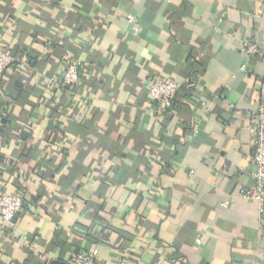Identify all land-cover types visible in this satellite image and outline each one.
<instances>
[{
    "label": "crops",
    "instance_id": "1",
    "mask_svg": "<svg viewBox=\"0 0 264 264\" xmlns=\"http://www.w3.org/2000/svg\"><path fill=\"white\" fill-rule=\"evenodd\" d=\"M0 43L24 52L3 74L0 154L18 171L0 165V193L26 207L0 231V264H74L78 249L99 264H264V202L239 195L254 187L264 0H0ZM191 51L205 68L163 126L147 87L189 84ZM70 62L79 84L52 86Z\"/></svg>",
    "mask_w": 264,
    "mask_h": 264
},
{
    "label": "built area",
    "instance_id": "2",
    "mask_svg": "<svg viewBox=\"0 0 264 264\" xmlns=\"http://www.w3.org/2000/svg\"><path fill=\"white\" fill-rule=\"evenodd\" d=\"M127 23L130 25L131 31L137 33L140 25L136 17L132 14L127 15ZM242 51L248 56H255L260 52L257 44L251 41H245L242 44ZM15 61L13 53L10 49L4 48L0 43V93L4 72L9 69ZM241 71H245V67H240ZM256 98V107L249 114L248 132L251 138L252 154L251 164L254 168L252 178L254 187L252 189H242L239 192L240 197L248 200H255L259 204L264 202V77L259 81ZM62 84L69 89L75 88L79 84V71L76 63H68L62 72L60 78L52 81V86ZM193 86L187 84V86ZM182 85L172 77L164 75H154L147 87V96L149 102L154 106L158 115L169 112L177 92ZM227 205V204H225ZM23 197L15 192L0 193V231L5 234L12 235L15 222L18 216L24 212ZM196 243H200V239H196ZM74 264H99L97 261V250L87 251L78 249L70 254Z\"/></svg>",
    "mask_w": 264,
    "mask_h": 264
},
{
    "label": "trees",
    "instance_id": "3",
    "mask_svg": "<svg viewBox=\"0 0 264 264\" xmlns=\"http://www.w3.org/2000/svg\"><path fill=\"white\" fill-rule=\"evenodd\" d=\"M76 23L78 24L77 21H76ZM11 51L13 53V56L15 58V61L12 63V65L10 66V68H14V67H16L19 59H21L23 57V53L24 52L22 50H19L18 47L13 48ZM197 53L198 54H195L194 51H191V57H190L191 59H189V63L187 64V67H186L187 71H189V76L188 77H191V79H190L191 82L190 83L192 85H193L192 77H197V76L201 75L202 71L205 68V62H204L203 58L201 57L202 56L201 53H199V52H197ZM25 54H26L27 60H29L28 62L30 64H32L31 63L32 58L30 56L31 53H25ZM57 86H58V89L60 88V89H63L65 91L71 90V89H69L68 87H66V86H64L62 84H58ZM22 88H23V86L17 83L15 85V88L14 89L20 92L22 90ZM186 88L191 89L192 86H189V85L188 86L187 85L186 86H181V88L179 89V91L176 94V97H175V99L173 101V104H172V107H171L170 111L169 112H166L165 114H163V117H164V119H163V121H164L163 122V126H166L173 119V115H172L171 111L174 110L175 105L178 104V101H179L180 96L183 97V98L185 96L189 97L190 90H188ZM180 93H181V95H180ZM51 100H53V98ZM3 125H5V123ZM0 131L2 132L3 129H0ZM1 139H2L1 140V143H0L1 144V147L7 146L9 144V141H8L9 138L3 137ZM161 140H163L161 142H163L164 144H167V142H168V139L167 138L166 139L165 138H163V139L161 138ZM7 161H9V160L5 159L0 154V165L1 166L5 165ZM163 161L166 164V159H164ZM7 164H9V167L11 168V172H17L18 171V169H17V163L16 162H13L12 163L11 161H9V163H7ZM55 169L58 170V168H56V167H55ZM0 173H2V170H0ZM37 173L41 176V174L39 172H37ZM16 188L19 189V186H16ZM24 209H26V207H25V201H24Z\"/></svg>",
    "mask_w": 264,
    "mask_h": 264
}]
</instances>
